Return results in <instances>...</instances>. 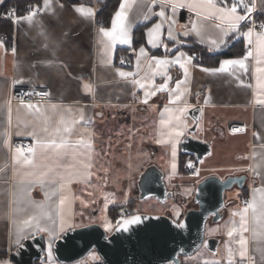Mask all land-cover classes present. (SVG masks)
<instances>
[{
    "label": "crops",
    "instance_id": "crops-1",
    "mask_svg": "<svg viewBox=\"0 0 264 264\" xmlns=\"http://www.w3.org/2000/svg\"><path fill=\"white\" fill-rule=\"evenodd\" d=\"M104 1L49 0L45 6L44 0H41L36 4L40 5V10L32 22H14L29 11L13 19L11 46L0 38L4 45L0 47V255L7 264H14L8 255L18 246L22 221L29 216L39 217L42 227L56 228L54 242L69 229L99 223L89 217V211L93 210L98 217L100 212L105 214V210L115 204L110 197V201L106 200L104 195H117L123 191V175L117 170L124 165L132 168V163H136L133 169L138 173L137 163L142 161L144 167L155 164L161 169L166 186L172 187L175 192H181L179 189L183 187L193 195L197 184L207 176L216 175L222 179L234 175L246 176L242 188L230 189L232 193L235 191L232 195L226 192L229 214L222 233V254L183 261V264H213V261L227 264L228 249L231 248L236 253L232 257L236 264L239 261L236 240L241 234L234 233L230 238L227 233L233 227H239L240 213L247 203L255 202L259 206L264 195V103H260L264 101V89L257 86L254 60L246 62L250 69L247 74L239 70L235 74H213L203 69L215 68L224 59L245 55L248 46L244 33L253 27L252 15L248 14L249 18L240 22L238 30H230L218 19H204L187 7L178 8L171 28L175 37L172 40L167 35L170 21L158 15L163 10L167 16H172L171 8L162 9L159 0H120L116 11L123 2L129 44L117 43L105 51L101 43L105 38L99 29L111 27L116 11L108 25L99 23L97 13ZM5 2L0 0V18L4 14ZM181 2L189 3L190 0ZM80 7L85 9L83 13L76 10ZM252 11L264 21V0H254ZM157 23L162 25L161 30L149 37L148 29ZM218 23L221 25L219 28L216 27ZM142 25L146 28L145 44L134 49L135 30ZM256 32L254 29V40ZM194 45L209 53L229 48L233 55L222 58L217 65L212 64L215 61L210 58L204 65L198 63L189 51ZM141 47L145 48L144 55L139 52ZM118 50L121 51L119 54ZM180 52L185 54L182 62H186L188 68L186 76L176 64L159 66L151 59H174ZM130 55L133 57L129 59L131 65L121 67L120 62ZM117 69L131 72L134 76L120 77ZM178 80L182 82L179 91L183 103H170ZM162 83H167L168 88L156 91ZM140 84L145 87L141 88ZM26 88L49 91L48 101L31 103L40 106L39 114L17 100V93ZM152 91H156V95L148 96V103H143L145 93ZM198 106L201 118L192 134L210 143L211 154L216 156L217 161L202 164L200 173L195 174L194 170H186L187 165L195 163L194 158H183L180 145L194 124L189 110ZM182 107H188L182 114L187 125L183 129L185 134L178 141L170 142L168 125H162L160 121L175 123L174 117L180 115L176 109ZM61 121L64 123L61 124ZM46 124L53 128L71 127L73 134L70 139L74 144L83 139L92 145L85 149L94 160L93 175L88 182L61 181L63 169H53L40 180L26 175L25 166L14 162L15 148L20 146V141L28 140L35 147L34 137L28 133L33 129L39 132ZM234 124L243 127L233 131L231 126ZM159 140L164 143H158ZM173 146L175 156L172 154ZM145 153L146 158L140 156ZM44 163L51 164L50 161ZM128 172L133 176L132 169ZM61 182L66 185L63 194L70 201L63 207L59 205V193L53 194ZM136 183V190H132L134 193L139 190ZM94 195H99L98 200H93ZM97 210L100 211L97 213ZM107 217V222L112 225L107 231H111L114 223L109 215ZM62 220L64 231L60 232ZM247 227L248 231L242 233L247 241L244 264H264V229L259 226L252 209L247 213ZM23 234L28 238L43 234L46 261L63 264L54 257V242L49 257L51 238L47 232H37L33 226L24 229ZM73 264L104 263L94 252Z\"/></svg>",
    "mask_w": 264,
    "mask_h": 264
},
{
    "label": "snow or ice",
    "instance_id": "snow-or-ice-1",
    "mask_svg": "<svg viewBox=\"0 0 264 264\" xmlns=\"http://www.w3.org/2000/svg\"><path fill=\"white\" fill-rule=\"evenodd\" d=\"M155 2V0H154ZM49 0H44L45 6H47ZM159 3L163 8H171L172 16H167L163 10H161L158 15L164 17L166 20H169V29H168V38L174 40L175 37L172 34V25L175 23L174 16L176 10L178 8H189L195 11L197 17H203L204 19H218L228 26L230 30H238L240 26V22L248 19V14L252 12L253 5H245L244 0H190L189 3L181 2V0H159ZM125 5L122 2L120 4L119 10H117L114 14V17L111 21L110 28L101 27L99 32L105 38L101 41L104 46V50L107 51L110 48H113L117 43L127 45L129 44L128 33L125 27L126 15L124 11ZM243 9L244 11H241ZM40 10V5H36L35 9H30L28 14L25 16L17 17L16 21H28L32 22L33 18L38 14ZM78 12L83 13L85 9L83 7L76 9ZM91 15V12H89ZM221 25L218 23L216 25L219 28ZM162 25L157 23L153 28H149L147 31V35L152 37L154 33L159 32L161 30ZM254 27H249L247 32L244 35L247 37V50L245 55L240 58L235 59H224L220 62L218 67L215 68H204L203 71L209 73H228L231 72L235 74L237 70H239L242 74H247L249 72V65L246 63L249 60L255 61V73L257 79V86L261 89H264V23L259 25L261 31L256 32L255 40L253 39ZM193 29H195V25H193ZM154 41H149L152 43ZM213 43H216L213 41ZM3 42L0 41V47H3ZM165 50L167 51V47L165 46ZM15 49H13V52ZM141 55L145 54V48L141 47L139 49ZM185 54L180 52L174 59H158L156 57H152L151 59L156 62L157 65H171L176 64L180 69H183L185 76L187 75L188 68L186 66V62L184 61ZM123 63V61H121ZM117 72L120 77H130L134 76L131 72H124L117 69ZM135 83H139V81H135ZM181 81H176V93H174V98L170 100V103H183V97L180 94ZM141 88H144V84H140ZM168 88L167 83H162L158 86L156 91H165ZM156 91L146 92L145 99L143 103H148V96L156 95ZM41 95H45L41 93ZM260 103H264V101H260ZM22 106L27 109H35L36 113H40L41 109L39 105H33L31 103L24 104L22 101ZM53 109L56 108L55 105L52 106ZM188 110V107L177 108L176 111L180 113V115H176L174 117L175 123L171 121L161 120L160 123L162 125H168L167 135L169 137V141H178L179 137L183 136L184 128L187 126L183 122L182 114ZM70 111V110H69ZM168 111V109H165ZM64 122L61 121V124ZM234 131H239V129H235ZM29 136L34 137V146H29L26 150L23 149L22 146H17L15 148L14 154V162L17 165L25 166V174L28 176L36 177L37 179L42 180L49 173L53 172V169H63L64 175L60 176V180L64 181L67 179L69 182L72 180H77L81 182H88L93 172L91 169L94 167V160L89 157V154L85 149L91 148V144L86 143L83 139L77 140L75 144L71 141L70 137L73 134V129L68 126H56L51 127L49 125H45L38 132L35 129L28 133ZM158 143H164V141L159 140ZM173 156H175V147L173 146L172 151ZM44 161H50L51 164L44 163ZM173 169H175L176 165H172ZM55 174V173H53ZM65 183L61 182L59 184V188L54 190L53 194L59 193V205L61 207L65 206L66 202H70L68 196L63 194V189L65 188ZM252 209L254 216L259 222V226L261 229H264V195L261 196L259 206L256 205L255 202H248L247 206L240 213L241 222L239 227H233L228 231V237L232 238L234 233H240L239 239L236 240V243L239 245L238 255L239 261L236 264H244L247 255V241L243 237L242 233L248 231L247 227V213L248 210ZM140 217L134 216L130 219H124L123 221H117L118 225H122L124 230L127 231L128 225L139 223ZM23 228L18 232L17 244H21V240L28 238L23 234L24 229L35 227L37 232H47L50 236V242L48 246V255L51 257L52 255V243L54 242L56 236V228L55 227H42L40 225V219L37 216H29L27 219L22 221ZM64 222L61 221V225L59 227V231H64ZM179 227H183L184 225H178ZM105 229H111V222H107L104 225ZM34 235V233L32 234ZM236 253L233 249H228L229 259L227 264H234L232 257ZM2 264H7V261L2 262ZM207 264V262H206ZM213 264H221L220 261H213Z\"/></svg>",
    "mask_w": 264,
    "mask_h": 264
},
{
    "label": "water",
    "instance_id": "water-1",
    "mask_svg": "<svg viewBox=\"0 0 264 264\" xmlns=\"http://www.w3.org/2000/svg\"><path fill=\"white\" fill-rule=\"evenodd\" d=\"M189 115L194 124L181 142V153L201 161L211 154V145L192 134L201 118L200 107L191 108ZM245 181V175L224 179L216 175L205 177L196 186L195 206L179 221L168 214L136 212L125 219L139 216L140 222L128 225L127 231L117 224L108 232L99 223L69 229L54 242V257L60 263L73 264L96 251L104 264H181L182 256L194 255L203 246L216 252L220 239L206 238L208 221L222 220L226 192L234 187L242 188ZM138 188L140 199L154 197L166 201L173 196L163 172L155 164L148 165L140 174ZM181 224L184 226L179 227ZM45 252V237L38 234L21 242L8 257L14 264L44 263Z\"/></svg>",
    "mask_w": 264,
    "mask_h": 264
},
{
    "label": "rangeland",
    "instance_id": "rangeland-1",
    "mask_svg": "<svg viewBox=\"0 0 264 264\" xmlns=\"http://www.w3.org/2000/svg\"><path fill=\"white\" fill-rule=\"evenodd\" d=\"M140 156H144L145 158L146 153ZM208 161H217L216 156H213L212 154L206 156L205 158H203L201 161H195L194 160V165H195V169H194V173L195 174H199L200 170H201V165L205 164ZM142 161H140L139 163H137V171L138 173L136 174L135 171L133 169V167H135L136 163H132L131 167L132 168H127L125 165L123 166V168L121 170H117V173L119 171H121L120 173H122L123 175V179L124 182L122 183V192L118 193L117 195H104V197L106 198V200H109V197L111 198V201H115L114 205L115 207L119 208H125L128 207L130 209H132L135 213L136 212H145V213H151V214H168L170 215L173 219L175 220H180L182 216H184L185 212L191 208L194 207V201H193V194H191L190 192H187L186 188H180L179 190H181V192H175L174 189L172 187H168V190L173 192V196L168 198L166 201H161L158 200L157 198L154 197H148L145 199H140L139 198V194L137 190L135 193L132 191L133 189L136 190V182H138L139 176L140 174L144 171V169L147 167V165L144 167L143 163H141ZM212 163V162H211ZM143 166V167H142ZM139 168V170H138ZM144 168V169H143ZM133 170V176H130V172H128L129 170ZM142 170V171H141ZM141 171V172H140ZM192 175V174H190ZM128 184V185H127ZM178 190V191H179ZM186 191V192H184ZM235 193V191L233 192ZM230 190L227 191L228 195H232L233 194ZM97 196L99 197V195H94V199L93 200H98ZM110 201V200H109ZM229 205L227 204L224 208V217L222 218L221 221L219 222H212L211 220L208 221L207 224V228H206V238L207 237H211V236H215V237H221L220 239V243L218 244L217 250L216 252H212L210 251L207 247L203 246L200 250H198L194 255L191 256H186L182 258V262L185 261V259H190V260H200L204 257H208L209 256H220L222 254V251L224 249V242L223 239L224 237L222 236V233L226 227V218L228 217V210ZM109 209L105 210V214L103 212L99 213V216L96 217L95 213L93 210L89 211V217L96 219L99 224H103L105 225V223H107L108 220V215L109 214ZM117 209V210H118ZM100 210H97V213ZM107 213V214H106ZM100 224V225H101ZM103 227V226H102ZM110 232V231H108ZM94 252H91V255H93ZM43 264H51L49 261H45Z\"/></svg>",
    "mask_w": 264,
    "mask_h": 264
},
{
    "label": "trees",
    "instance_id": "trees-1",
    "mask_svg": "<svg viewBox=\"0 0 264 264\" xmlns=\"http://www.w3.org/2000/svg\"><path fill=\"white\" fill-rule=\"evenodd\" d=\"M41 0H6V2L3 5V17L0 18V38H4L7 45L11 46L13 42V33H14V26L13 22L10 19H7L5 17V14L10 10L12 6L16 7V16L24 14L28 12L32 5L39 4ZM120 0H105L101 5L100 9L97 13V19L98 22L102 25H108L110 23V20L112 18V15L116 11ZM184 17V12L182 13V18ZM145 25L139 26L135 30V37H134V49L139 48L140 46H144L145 44ZM189 51L191 54L195 55V59L198 63L207 65L208 60L210 58L215 61V63L211 62L214 65H217L219 61L227 56L233 55V52H229V48L227 50L221 51V52H213L209 53L206 50L202 49L201 46L194 45L189 48ZM121 51L118 50V54ZM158 53L156 50L154 51ZM133 56V54H131ZM128 56L127 58L132 60V56ZM209 62V64H211ZM182 157H186V155L182 154ZM184 164L182 165L183 168ZM185 172H187L185 170ZM111 206L109 209L110 218L112 219L114 226L117 225V221H121L122 219L119 218L118 214L121 208ZM183 217V216H182ZM181 217V218H182ZM96 252V251H93ZM184 256H182L183 258ZM103 263V261H102ZM183 264V262L181 263Z\"/></svg>",
    "mask_w": 264,
    "mask_h": 264
},
{
    "label": "built area",
    "instance_id": "built-area-1",
    "mask_svg": "<svg viewBox=\"0 0 264 264\" xmlns=\"http://www.w3.org/2000/svg\"><path fill=\"white\" fill-rule=\"evenodd\" d=\"M253 2L254 0H244V4L245 5H253ZM31 9H35V5H32V8ZM241 11H244L243 9H241ZM250 15H252V23H253V26L255 25L254 29L259 32L261 31L259 25L261 23H264V21L262 19H260L256 13H254L253 11L250 13ZM5 17L7 19H10L13 21V19L16 17V7L15 6H12L10 8V10L5 14ZM122 62H120V66L121 67H124V68H127L131 65V61L129 59H123ZM41 93H44L45 95H41ZM49 91L48 90H45V89H31V88H26V89H22L20 90L17 95H16V98L17 100L19 101H23L24 103H41V102H45V101H48L49 100ZM243 126L241 125H237V124H234L231 126V130H235V129H239L241 130ZM20 146L23 147L24 150H26L29 146H32V143L28 140H22L20 141L19 143ZM195 169V165L194 163L190 164V165H187L186 166V170L188 172H192L193 170ZM135 212L128 208V207H125V208H122L120 209L119 211V218L120 219H125L126 217L134 214ZM6 259L0 255V264H2V262H5ZM35 264H43L41 262H36Z\"/></svg>",
    "mask_w": 264,
    "mask_h": 264
},
{
    "label": "flooded vegetation",
    "instance_id": "flooded-vegetation-1",
    "mask_svg": "<svg viewBox=\"0 0 264 264\" xmlns=\"http://www.w3.org/2000/svg\"><path fill=\"white\" fill-rule=\"evenodd\" d=\"M212 237V236H211ZM215 237V236H214ZM208 238V237H207ZM219 239H221V237H218Z\"/></svg>",
    "mask_w": 264,
    "mask_h": 264
}]
</instances>
